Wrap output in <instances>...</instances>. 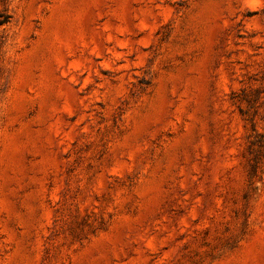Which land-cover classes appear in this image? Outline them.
I'll list each match as a JSON object with an SVG mask.
<instances>
[{
  "label": "rangeland",
  "instance_id": "rangeland-1",
  "mask_svg": "<svg viewBox=\"0 0 264 264\" xmlns=\"http://www.w3.org/2000/svg\"><path fill=\"white\" fill-rule=\"evenodd\" d=\"M0 264H264V0H0Z\"/></svg>",
  "mask_w": 264,
  "mask_h": 264
}]
</instances>
